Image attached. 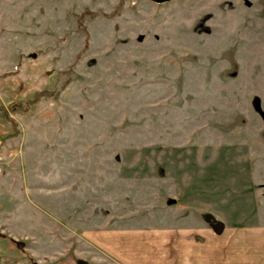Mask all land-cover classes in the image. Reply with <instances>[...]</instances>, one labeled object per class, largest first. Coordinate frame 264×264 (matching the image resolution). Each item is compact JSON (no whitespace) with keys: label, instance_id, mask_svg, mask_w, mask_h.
Returning a JSON list of instances; mask_svg holds the SVG:
<instances>
[{"label":"rangeland","instance_id":"obj_1","mask_svg":"<svg viewBox=\"0 0 264 264\" xmlns=\"http://www.w3.org/2000/svg\"><path fill=\"white\" fill-rule=\"evenodd\" d=\"M253 214L264 0H0V264H169Z\"/></svg>","mask_w":264,"mask_h":264},{"label":"crops","instance_id":"obj_2","mask_svg":"<svg viewBox=\"0 0 264 264\" xmlns=\"http://www.w3.org/2000/svg\"><path fill=\"white\" fill-rule=\"evenodd\" d=\"M262 220L259 214H253L249 221L235 225L221 238L223 241L219 240L212 246L188 243L186 240L177 242V239L174 240V232L173 235H157L154 247H160V251L169 258V264H195V261L196 264H224L227 254L232 257L231 264H264Z\"/></svg>","mask_w":264,"mask_h":264},{"label":"water","instance_id":"obj_3","mask_svg":"<svg viewBox=\"0 0 264 264\" xmlns=\"http://www.w3.org/2000/svg\"><path fill=\"white\" fill-rule=\"evenodd\" d=\"M149 1L154 3V4H156V5H160V4L168 3V2H170L172 0H149ZM211 223L214 224V220H211ZM221 229H222L221 227L213 228L214 232L217 233V234L220 233Z\"/></svg>","mask_w":264,"mask_h":264},{"label":"trees","instance_id":"obj_4","mask_svg":"<svg viewBox=\"0 0 264 264\" xmlns=\"http://www.w3.org/2000/svg\"><path fill=\"white\" fill-rule=\"evenodd\" d=\"M8 241H10L12 244H14L15 246L17 245V242H13V241H11V240H8Z\"/></svg>","mask_w":264,"mask_h":264}]
</instances>
